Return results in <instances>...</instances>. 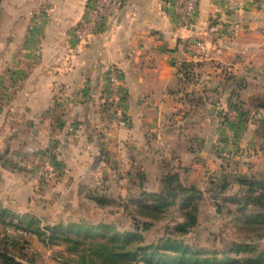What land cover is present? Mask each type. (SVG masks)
Listing matches in <instances>:
<instances>
[{"label": "crops", "instance_id": "1", "mask_svg": "<svg viewBox=\"0 0 264 264\" xmlns=\"http://www.w3.org/2000/svg\"><path fill=\"white\" fill-rule=\"evenodd\" d=\"M87 2L0 0V194L24 210L58 207L44 222H60L79 203L94 208L89 193L134 191L137 173L147 193L165 173L214 192L222 178L259 169L264 138L250 102L264 94V0H198L186 28L162 0H123L118 16L76 48L73 28ZM199 42L206 52L198 58ZM185 64L193 66L186 77ZM112 66L122 94L104 111ZM234 93L247 118L230 131L228 147L219 122ZM47 150L61 173L38 189L34 169Z\"/></svg>", "mask_w": 264, "mask_h": 264}, {"label": "rangeland", "instance_id": "2", "mask_svg": "<svg viewBox=\"0 0 264 264\" xmlns=\"http://www.w3.org/2000/svg\"><path fill=\"white\" fill-rule=\"evenodd\" d=\"M260 96L263 98L264 94ZM235 99L232 98L225 105H231ZM235 102L239 108L237 100ZM113 107L105 108L103 105L104 111L114 109ZM45 154L47 157L34 169L38 189L57 181L61 173L60 165L55 166L53 160L51 161V151L47 150ZM47 159L51 161V176L47 181H42L37 170ZM235 174L250 181L263 182L264 156L259 161V169L237 171ZM227 181L229 183L224 192H201L198 203L194 200L197 206L191 208L193 213L190 209L181 208V200L177 198L164 209L156 210V216H143L138 212L141 209L135 207V203L138 204L139 201L127 202L128 191H121L120 197L123 200L110 202L109 198H105L94 208L79 203L76 214L67 215L69 217L66 222H91L94 227L97 224L114 225L123 237L112 238L114 233L107 230L104 237L99 238L94 235L97 232H94L88 238H77V243L44 240V236L26 231L25 233L21 228L28 226L30 230L38 226L46 233V225L59 222H44L49 209L47 212L45 209L43 213L35 206L24 210L19 206L20 201L6 198L9 195L2 193L0 255H5L18 264H163L162 261H173L178 255L177 251L164 248V244L179 242L187 250L185 257L191 258L187 264H249L246 260L254 258L259 259V264H264V188L253 185L249 189L247 185H241L233 178ZM100 192L101 189L98 194ZM215 202L219 204L220 212H216ZM56 212L58 207L50 210L49 214ZM189 213L195 217L196 225L182 234L177 226L187 220ZM73 215L76 217H71ZM132 219L135 231H132ZM144 222H151L146 230H143ZM129 233L130 237H124ZM239 245L243 246L242 249L236 250ZM194 260L198 262L195 263ZM0 264H3L1 259Z\"/></svg>", "mask_w": 264, "mask_h": 264}, {"label": "trees", "instance_id": "3", "mask_svg": "<svg viewBox=\"0 0 264 264\" xmlns=\"http://www.w3.org/2000/svg\"><path fill=\"white\" fill-rule=\"evenodd\" d=\"M193 66L190 64H185L184 68L182 69L184 72L183 74L188 76L190 74V69L192 71ZM260 96V95H259ZM232 98H236V93L230 97V101H232ZM251 105L254 108H257L256 113H254L253 117L256 118V124H257V133L259 134V137L264 138V97H255L251 100ZM241 115L247 118L246 112H241ZM263 115V116H262ZM52 153V160L53 163H55V166H58V159L56 156V153L51 150ZM233 179H236L237 182L241 185H247L249 189L252 188L253 185H257L258 187L264 188V181H250L246 177H240L237 174L233 173L232 177ZM136 179V185L138 189L134 191H129L128 190V198L127 202H134L139 201L138 204L135 203V207L138 206L141 210H138L140 214L143 216H150L154 217L156 216V210L160 208H165L172 204V201H176L177 198L181 200V208L185 209H190L193 213V210L191 208L197 206L198 203V196H201V191L196 190L194 188H187L183 186L179 182V177L177 173H165L161 176L160 179V189L156 193H147L142 190V185L144 183V175L141 173H137L135 175ZM228 181L227 178L224 177L222 178V184L219 186V192H224L228 186ZM139 184V185H138ZM248 189V190H249ZM136 192V193H135ZM106 193L104 192V188L101 189L100 194L98 192H93L89 193L86 195V200L94 205H97L99 201L104 200L105 198L109 200L110 202H114L116 200L121 201L123 198L120 196L118 198L111 197V195H105ZM196 198V199H195ZM194 200L195 203H194ZM100 204V203H99ZM134 213V212H133ZM133 219L135 218V215H133ZM187 220L179 224L177 226V229L183 234L187 233L188 229L190 227H194L196 225V219L194 216H192L191 213H189V216L186 217ZM21 219V218H20ZM132 219L131 225H132V231H135L136 227L134 225V221ZM20 222H22L20 220ZM47 222V221H46ZM151 222H144L143 223V230H146L151 224ZM16 228V227H15ZM46 229V233L42 231L41 228L38 226L35 227V229L30 230L29 226L28 227H23L21 228L22 231H26L28 233H34L38 236H44V240H59V241H64V242H75L77 243V238L78 239H85L93 235L94 232H97V234H94L97 237H104V233L109 230L110 232H113L114 234L112 235V238L119 239L120 237H123L117 232V227L112 225H101L97 224V227L93 226V223L91 222H66V221H60L57 224H51V225H46L44 227ZM18 229V227H17ZM20 229V228H19ZM25 232V233H26ZM101 233V234H100ZM133 235V234H132ZM124 237H130V233L127 234V236L124 235ZM243 246L239 245L236 247V250H241ZM164 248L166 249H172L178 252V255L174 257L173 261H162L163 264H166L167 262L173 263V264H187L191 261V258H186L185 253H187V250L185 249V246H181L179 242H166L164 244ZM245 248V247H244ZM262 256V255H261ZM0 259L3 264H18L16 263L13 259L6 258L5 255H0ZM249 264H259V259L254 258L253 260L247 259L246 260ZM194 262H198V260H194Z\"/></svg>", "mask_w": 264, "mask_h": 264}, {"label": "built area", "instance_id": "4", "mask_svg": "<svg viewBox=\"0 0 264 264\" xmlns=\"http://www.w3.org/2000/svg\"><path fill=\"white\" fill-rule=\"evenodd\" d=\"M167 8H171L174 17L179 22L181 28L190 26L193 17L198 8V0H162ZM231 6L245 5L247 3L255 2V0H229ZM123 0H88L85 7V17L73 28V37L76 41V48L91 41L95 34L99 31L102 25L107 21L118 16ZM198 47L200 53L199 58L206 50L203 43L199 42ZM182 66V64H178ZM120 74L114 66L109 67L106 72L105 90L103 105L105 108L111 107L120 101ZM236 100V99H235ZM233 100L231 105H227L222 110L221 120L219 122V132L221 136V143L225 142L228 147L234 146L233 136L230 131L241 119V113L237 104ZM232 137V138H231ZM216 143L215 148L221 157H229L230 152L221 149L222 144ZM47 157V154H45ZM51 159V158H50ZM47 159L39 166L37 173L42 181H47L51 176V161Z\"/></svg>", "mask_w": 264, "mask_h": 264}, {"label": "water", "instance_id": "5", "mask_svg": "<svg viewBox=\"0 0 264 264\" xmlns=\"http://www.w3.org/2000/svg\"><path fill=\"white\" fill-rule=\"evenodd\" d=\"M215 204H216V207H217V210H216V212H220V207H219V204H218L217 202H215Z\"/></svg>", "mask_w": 264, "mask_h": 264}]
</instances>
